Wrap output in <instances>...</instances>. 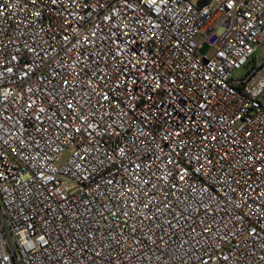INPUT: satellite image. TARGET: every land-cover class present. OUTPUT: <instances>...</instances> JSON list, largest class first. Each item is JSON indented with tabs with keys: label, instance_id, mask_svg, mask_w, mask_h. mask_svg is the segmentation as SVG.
Listing matches in <instances>:
<instances>
[{
	"label": "built area",
	"instance_id": "built-area-1",
	"mask_svg": "<svg viewBox=\"0 0 264 264\" xmlns=\"http://www.w3.org/2000/svg\"><path fill=\"white\" fill-rule=\"evenodd\" d=\"M263 42L264 0H0V264H264Z\"/></svg>",
	"mask_w": 264,
	"mask_h": 264
},
{
	"label": "rangeland",
	"instance_id": "rangeland-1",
	"mask_svg": "<svg viewBox=\"0 0 264 264\" xmlns=\"http://www.w3.org/2000/svg\"><path fill=\"white\" fill-rule=\"evenodd\" d=\"M199 40L201 41L202 38H199ZM206 51H207V48H204L202 50L203 53H205ZM255 56H257V59L259 62H261V63L264 62V42L260 46H258ZM248 69L249 68H244L241 71H238L236 73V76L241 77V76L245 75L247 73ZM65 157H66V155H65Z\"/></svg>",
	"mask_w": 264,
	"mask_h": 264
},
{
	"label": "water",
	"instance_id": "water-1",
	"mask_svg": "<svg viewBox=\"0 0 264 264\" xmlns=\"http://www.w3.org/2000/svg\"><path fill=\"white\" fill-rule=\"evenodd\" d=\"M207 34H209V32L207 33ZM262 76H264V68H263V70H261V72L257 75V81L262 77Z\"/></svg>",
	"mask_w": 264,
	"mask_h": 264
}]
</instances>
